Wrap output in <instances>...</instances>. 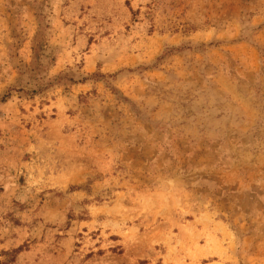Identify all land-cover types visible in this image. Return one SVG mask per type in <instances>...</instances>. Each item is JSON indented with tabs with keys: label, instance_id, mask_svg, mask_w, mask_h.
I'll use <instances>...</instances> for the list:
<instances>
[{
	"label": "rangeland",
	"instance_id": "374dc122",
	"mask_svg": "<svg viewBox=\"0 0 264 264\" xmlns=\"http://www.w3.org/2000/svg\"><path fill=\"white\" fill-rule=\"evenodd\" d=\"M0 264H264V0H0Z\"/></svg>",
	"mask_w": 264,
	"mask_h": 264
},
{
	"label": "trees",
	"instance_id": "16d2710c",
	"mask_svg": "<svg viewBox=\"0 0 264 264\" xmlns=\"http://www.w3.org/2000/svg\"><path fill=\"white\" fill-rule=\"evenodd\" d=\"M47 29L44 25L40 26V30L35 37V41L33 44V58L32 63L30 65V77H32L37 85V88L32 91V93L41 92L47 90L48 88L55 86L57 84H76V83H84L88 79L85 78L81 80V82H77L74 77L69 73H60L53 78H48V72L50 67L52 66L54 59H49L46 64H44L41 59L44 57L43 55V47L44 43L42 40V34L44 30ZM9 96H4L1 101H6Z\"/></svg>",
	"mask_w": 264,
	"mask_h": 264
}]
</instances>
